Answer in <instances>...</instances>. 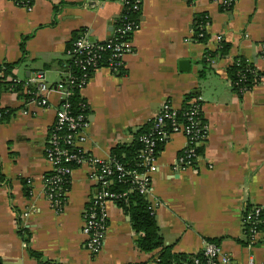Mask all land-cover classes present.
I'll use <instances>...</instances> for the list:
<instances>
[{
	"label": "crops",
	"instance_id": "0c3cea01",
	"mask_svg": "<svg viewBox=\"0 0 264 264\" xmlns=\"http://www.w3.org/2000/svg\"><path fill=\"white\" fill-rule=\"evenodd\" d=\"M221 1L143 0L133 51L119 73L101 69L82 91L90 108L83 148L108 162L112 149L131 144L164 105L180 110L195 94L207 125L202 159L194 167L178 165L188 143L172 137L148 197L162 238L176 254L197 256L214 243L235 264H264V232L254 239L247 233L252 211L264 210V80L238 95L228 74L238 58L264 73V0H238L230 8ZM123 13L120 0H34L32 6L0 0V67L19 64L3 74L12 88L0 80V264L159 262L160 252L139 250L131 217L114 202L106 204L100 254L86 248L84 214L99 193L95 169L86 164L73 171L66 207L58 212L46 198L53 173L46 150L64 99L52 93L49 108H39L26 98V84L37 74L53 87L63 80L59 64L76 33L85 30L105 43ZM204 15L206 27L198 25ZM197 29L208 35L205 44ZM223 42L229 54L208 59Z\"/></svg>",
	"mask_w": 264,
	"mask_h": 264
},
{
	"label": "built area",
	"instance_id": "2783aa9c",
	"mask_svg": "<svg viewBox=\"0 0 264 264\" xmlns=\"http://www.w3.org/2000/svg\"><path fill=\"white\" fill-rule=\"evenodd\" d=\"M120 1L124 6V11L130 9L132 0ZM142 2L143 0H138L134 3L131 7L132 10L140 13ZM235 2V0H223L221 5L224 8H230ZM202 26H208V22ZM139 27L140 24L129 21L123 13L114 25L112 38L109 41L95 42L91 40L88 33L83 35L76 42L74 50L67 53L68 58L74 59L73 65L80 71L81 79L76 78L68 70L64 73L63 80L54 87L47 84L45 76L41 74L29 79L26 84V87L31 89L28 91V94L32 95L30 103L39 108H49V95L52 93H57L64 99L63 108L57 112V121L48 137L46 150L47 158L53 164V173L55 174L52 178L46 179V198L52 206L61 213L67 204L69 191L66 186L74 169L63 166L64 163L73 162L79 165V168L89 164L95 169L93 180L98 185L99 193L85 211L83 227L86 248L95 255L100 254L108 231L106 204L108 202L116 203L121 198L118 194L106 191L109 179L115 173H118L120 181L128 176H133V183L137 186V190L148 198L152 194L153 177L159 170L157 166L160 155L158 149L162 145H166L172 137L183 135L188 146L178 160V165L194 167L202 159V154L198 149L203 147L207 138V125L204 123L201 99L195 98L190 102L194 107L188 113L181 114L180 110L166 104L151 122L152 133L144 139V149L140 155L142 166L146 169L143 173H130L122 165L111 160L108 162L97 161L84 150L83 147L88 141L86 134L88 122H85L84 116L74 117L69 111L68 101L72 96L73 89H78L82 93L92 75L101 69L107 68L113 73H119L126 56L133 51L132 37ZM106 51H110V56L104 61L102 54ZM70 147L79 149L81 155H70ZM83 156H87L88 159L86 160ZM98 165L101 166V173L97 169ZM262 211L260 208L253 210L248 223L258 225L256 220ZM258 232L251 230L250 237L256 238ZM202 253L203 259H197L194 264H235L214 243H208ZM250 264H254L253 261Z\"/></svg>",
	"mask_w": 264,
	"mask_h": 264
},
{
	"label": "trees",
	"instance_id": "16d2710c",
	"mask_svg": "<svg viewBox=\"0 0 264 264\" xmlns=\"http://www.w3.org/2000/svg\"><path fill=\"white\" fill-rule=\"evenodd\" d=\"M95 1V0H92ZM98 1H113V0H98ZM138 0H132L131 7ZM238 1V0H235ZM34 0H17L19 6H32ZM126 9L124 11L125 16L128 17L129 21H132L136 24H140L139 16L140 13H137L132 10V8ZM206 15L201 16L198 20V25L207 23ZM197 40L205 44L208 41V35L205 34V30L197 29ZM87 33V31L82 30L75 34L73 41L68 45L66 54L70 51H73L75 48L76 42ZM199 35L202 37H199ZM230 45L227 43H221L216 53H207L206 57L208 59L212 57H221L224 58L229 54ZM110 56V51H106L102 54V60H107ZM74 59H67L59 64L62 67H65V70H70L72 74L81 79V73L73 65ZM206 63V62H205ZM19 66V64H18ZM18 66L16 65H5L0 67V80H3L6 84L3 86H10L11 88L15 83L7 80L8 74L12 73ZM207 68V66H206ZM206 68L200 73L201 78H205L207 74ZM5 74V75H3ZM230 80L232 82L233 91L238 95H243L246 91H250L254 86L262 83L264 80V73L255 69V67L249 63L244 58H238L234 65L228 70ZM6 79V80H5ZM15 82V81H14ZM21 84H18L17 87H14L17 91L21 89ZM27 100L30 102L32 95L29 94L26 96ZM198 98L195 94H190L186 97L185 104L183 108L180 109L181 114L188 113L194 105H191L190 102L192 99ZM68 103L70 104V113L72 116H84L85 122H88V117L90 113V108L83 98L82 93L78 89H73V93ZM184 121V118H183ZM153 125L152 123L138 129L134 133V141L129 145H118L112 149L111 161L117 164H120L124 169L130 173L140 174L143 173L146 169L142 166V160L140 158L141 151L144 149V139L149 136L152 132ZM165 145H162L158 152L161 154ZM70 155H81V151L75 148H69ZM203 148L198 149L199 153H203ZM86 160L87 156H83ZM63 166L71 167L72 169H78L79 165L73 162H66ZM99 173L102 172L101 166L97 167ZM55 174L51 173L47 175V179L52 178ZM66 186V189L70 191L71 179ZM133 176H128L126 179L120 181L118 179V173H115L108 182L106 191L112 194H118L121 198L116 202L123 211L131 217V223L134 231L138 235L137 246L140 251L144 253H153L160 252L158 258V264H194L197 259H203V253L193 256L185 254H176L173 252L172 248L166 246L164 239L160 233V229L157 223L156 216L152 210L151 204L148 198L145 195H142L138 190L137 186L133 183ZM258 225H249L247 226V233L251 230H256L259 232H264V210L261 212L260 216L256 220ZM35 256V254H32Z\"/></svg>",
	"mask_w": 264,
	"mask_h": 264
},
{
	"label": "water",
	"instance_id": "95a60500",
	"mask_svg": "<svg viewBox=\"0 0 264 264\" xmlns=\"http://www.w3.org/2000/svg\"><path fill=\"white\" fill-rule=\"evenodd\" d=\"M91 40L93 41V39L91 38ZM182 65H183V68H184V70H189V63H188V61H184L183 63H182Z\"/></svg>",
	"mask_w": 264,
	"mask_h": 264
}]
</instances>
